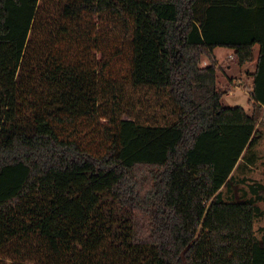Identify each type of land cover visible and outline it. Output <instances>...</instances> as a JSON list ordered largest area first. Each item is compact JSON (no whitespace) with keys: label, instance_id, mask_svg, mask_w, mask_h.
I'll return each instance as SVG.
<instances>
[{"label":"trees","instance_id":"obj_1","mask_svg":"<svg viewBox=\"0 0 264 264\" xmlns=\"http://www.w3.org/2000/svg\"><path fill=\"white\" fill-rule=\"evenodd\" d=\"M255 46L249 114L214 51ZM119 83L175 118L116 116ZM263 109L264 0H0V264H264V185L223 194Z\"/></svg>","mask_w":264,"mask_h":264},{"label":"rangeland","instance_id":"obj_2","mask_svg":"<svg viewBox=\"0 0 264 264\" xmlns=\"http://www.w3.org/2000/svg\"><path fill=\"white\" fill-rule=\"evenodd\" d=\"M259 46H256L255 53L258 54ZM216 52V65L218 70V87L223 92V105L226 107L241 106L249 114H253L254 107L251 103V86L253 85V77L249 72L256 69V63H247L241 65L232 51L227 48L219 47ZM208 57H204L202 65L210 64ZM108 86H105V89ZM101 97V106L110 108L116 116L124 119H135L140 122H153L155 115L163 119L168 115V119L172 121L175 107L171 104L168 97L156 89L149 87H136L131 84H113L108 91ZM264 115V109H263ZM257 131L262 136L255 152V161L249 162L248 158L251 154L245 155L240 159L238 167L233 174V182L230 186L223 189L224 199L244 201L254 198L250 185L258 183L264 185V123L257 126ZM257 206L262 209V216L257 219L255 229L258 237L264 234V200L258 201Z\"/></svg>","mask_w":264,"mask_h":264},{"label":"crops","instance_id":"obj_3","mask_svg":"<svg viewBox=\"0 0 264 264\" xmlns=\"http://www.w3.org/2000/svg\"><path fill=\"white\" fill-rule=\"evenodd\" d=\"M255 48H256V46H255ZM217 49V48H216ZM215 49V50H216ZM228 49V48H227ZM229 50H231V49H229ZM232 51V54H233V50H231ZM215 52V51H214ZM215 56H216V52H215ZM258 56H259V51H258V54H256L255 53V60L253 61V62H255V63H257V60H258ZM252 63V62H251ZM247 64V63H246ZM207 65H209V64H207ZM204 66H206V65H204ZM256 70V69H255ZM255 71H253V72H249V76L251 75H253V73H254ZM253 77V76H252ZM252 88H253V85L251 86V92L250 93H252Z\"/></svg>","mask_w":264,"mask_h":264}]
</instances>
